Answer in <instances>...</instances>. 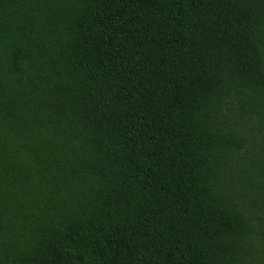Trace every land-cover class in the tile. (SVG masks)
<instances>
[{
  "label": "trees",
  "instance_id": "obj_1",
  "mask_svg": "<svg viewBox=\"0 0 264 264\" xmlns=\"http://www.w3.org/2000/svg\"><path fill=\"white\" fill-rule=\"evenodd\" d=\"M0 264H264V0H0Z\"/></svg>",
  "mask_w": 264,
  "mask_h": 264
}]
</instances>
